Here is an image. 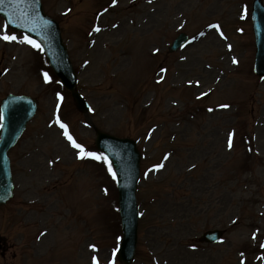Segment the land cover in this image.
<instances>
[{"label": "rangeland", "instance_id": "rangeland-1", "mask_svg": "<svg viewBox=\"0 0 264 264\" xmlns=\"http://www.w3.org/2000/svg\"><path fill=\"white\" fill-rule=\"evenodd\" d=\"M251 2L42 0L60 26L86 115L41 49L0 18V37L18 38H0V100L14 92L38 102L9 152L14 193L0 206V264H122L113 255L121 239L113 169L107 159L79 158L60 123L90 152L99 153L92 124L136 140L131 264H264V78L252 71ZM119 19L126 25L108 31ZM180 31L191 41L169 53ZM212 228L225 230L221 241L200 243Z\"/></svg>", "mask_w": 264, "mask_h": 264}, {"label": "water", "instance_id": "water-1", "mask_svg": "<svg viewBox=\"0 0 264 264\" xmlns=\"http://www.w3.org/2000/svg\"><path fill=\"white\" fill-rule=\"evenodd\" d=\"M0 15L7 25L22 30L34 37L41 45L53 72L63 86L71 92L77 108L86 112L88 106L74 90L76 75L72 69L65 47L63 46L57 23L45 16L39 0H4L0 4ZM253 31L255 35V72L264 75V6L261 0L252 5ZM187 42L185 34H179L169 51L177 50ZM35 101L23 95L8 94L1 102L3 119L0 128V205L12 195V177L8 150L15 144L27 121L34 114ZM95 145L110 159L116 173L118 185V204L123 232L118 258L130 264L136 245L137 206L135 201L138 177L139 154L135 143L130 139H119L95 129ZM220 233L217 230L205 232L201 240L215 241Z\"/></svg>", "mask_w": 264, "mask_h": 264}, {"label": "snow or ice", "instance_id": "snow-or-ice-1", "mask_svg": "<svg viewBox=\"0 0 264 264\" xmlns=\"http://www.w3.org/2000/svg\"><path fill=\"white\" fill-rule=\"evenodd\" d=\"M112 2H113V4H115L117 2V0H112ZM149 2H151V0H149ZM3 3H4V0H0V4H3ZM216 27H218V26H216ZM99 30H100L99 28L96 29V31H99ZM0 38H2L5 41H16L18 39L17 36L14 35V34H3L2 37H0ZM23 40H24V42H27L28 44H31L35 48H40L41 47V45L39 43H37L36 41H34L33 39H31L28 36H25L23 38ZM234 62H236V61L234 60ZM162 71H164V69H162ZM44 78H45V81L46 82L51 81V79H52V77L47 72L44 73ZM57 95L59 96L60 94L57 93ZM61 99H63V97H61ZM220 107L227 108V107H229V105H226L225 104V105H221ZM209 110L211 111V109H209ZM2 119H3V114H2V112H0V120H2ZM57 122L60 123L59 117H57ZM0 126H2V125H0ZM60 127L65 130L64 135L68 138V140L72 142L73 146L76 149L79 150V152H78V157L79 158H84V157L87 156V157H92V158H95V159H98V160H100V159L106 160L107 159L106 157L102 156L99 153L87 151L85 149V146L83 144L77 143L76 140H74L73 137L68 133V131H67V127L68 126L66 124L60 123ZM232 146H233V143H232V134H230V136H229V142H228V147L231 148ZM167 158L168 157L166 156L165 159H167ZM163 167H164L163 164H157V165H155V168L156 169H160V168H163ZM193 167H195V165H193ZM109 171H111V164H110V162H109ZM113 176H115V173H113ZM43 234L44 233H41V235H43ZM252 235H253V238H256V233L255 232ZM90 247L95 248L96 246L95 245H91ZM193 247H195V245H193ZM260 247L261 248H264V244H260ZM113 255H115V250L113 252ZM243 255L244 254L241 253V256H243ZM93 261H94V264H99V262L97 261L96 257H93ZM241 264H244V262L242 261Z\"/></svg>", "mask_w": 264, "mask_h": 264}, {"label": "bare ground", "instance_id": "bare-ground-1", "mask_svg": "<svg viewBox=\"0 0 264 264\" xmlns=\"http://www.w3.org/2000/svg\"><path fill=\"white\" fill-rule=\"evenodd\" d=\"M129 24H132V22H128ZM135 24H138L137 22ZM124 25H126V21L125 19H119L117 20L116 22H114L110 27H108V31H111L113 32L114 30H116L118 27H124ZM101 30V29H100ZM99 30V31H100ZM98 31V32H99ZM214 33L215 31L212 29V28H209L208 30H206V35L208 37H210L211 39H214L215 36H214Z\"/></svg>", "mask_w": 264, "mask_h": 264}]
</instances>
